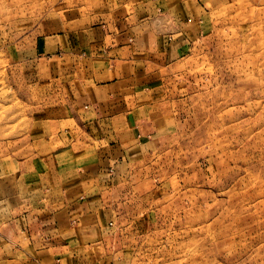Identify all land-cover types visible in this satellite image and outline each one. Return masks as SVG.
Segmentation results:
<instances>
[{
	"label": "crops",
	"instance_id": "0c3cea01",
	"mask_svg": "<svg viewBox=\"0 0 264 264\" xmlns=\"http://www.w3.org/2000/svg\"><path fill=\"white\" fill-rule=\"evenodd\" d=\"M54 1L48 12L47 0H0V65L35 113L23 138L0 142V248L35 244L39 264L62 261L47 241L114 222L112 194L150 158L169 128L163 108L183 96L176 63L194 35L175 20V0ZM157 5L172 14L158 20ZM32 17L43 19L25 40ZM83 256L68 264H91Z\"/></svg>",
	"mask_w": 264,
	"mask_h": 264
},
{
	"label": "rangeland",
	"instance_id": "374dc122",
	"mask_svg": "<svg viewBox=\"0 0 264 264\" xmlns=\"http://www.w3.org/2000/svg\"><path fill=\"white\" fill-rule=\"evenodd\" d=\"M54 3L47 0L48 12ZM172 3L175 20L194 35L176 63L173 85L183 96L162 110L169 128L159 129L128 183L117 185L114 222L47 241L62 261L46 264L78 254L91 264H264V0ZM156 9L158 20L172 14ZM40 19L31 18L25 40ZM22 32L14 39L23 40ZM6 77L2 64L0 142L23 138L35 114L18 104ZM36 247L4 246L0 264H39Z\"/></svg>",
	"mask_w": 264,
	"mask_h": 264
}]
</instances>
